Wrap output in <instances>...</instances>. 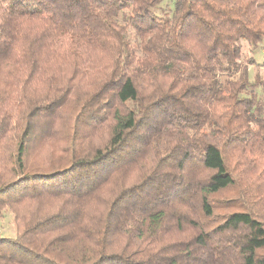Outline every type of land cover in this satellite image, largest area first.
I'll list each match as a JSON object with an SVG mask.
<instances>
[{
    "label": "trees",
    "instance_id": "1",
    "mask_svg": "<svg viewBox=\"0 0 264 264\" xmlns=\"http://www.w3.org/2000/svg\"><path fill=\"white\" fill-rule=\"evenodd\" d=\"M242 40L264 0H0V264H264Z\"/></svg>",
    "mask_w": 264,
    "mask_h": 264
},
{
    "label": "rangeland",
    "instance_id": "2",
    "mask_svg": "<svg viewBox=\"0 0 264 264\" xmlns=\"http://www.w3.org/2000/svg\"><path fill=\"white\" fill-rule=\"evenodd\" d=\"M242 46V60L243 61H249V59H254L258 63H254L250 69V78L251 82L253 84L252 91L256 95V97L263 102L264 104V86H258L255 85L257 80H260L261 82H264V56L260 52H255L253 47H251L247 41L242 40L240 42ZM47 151L42 152L41 157L46 154ZM36 158V157H35ZM46 205V203H44ZM35 206L32 207L34 209ZM25 211L21 212L22 214L25 213ZM18 226H20V223L18 224L17 219H15L14 214L12 212H6L3 216L0 217V231L2 232L3 236L5 237H15L18 233Z\"/></svg>",
    "mask_w": 264,
    "mask_h": 264
}]
</instances>
